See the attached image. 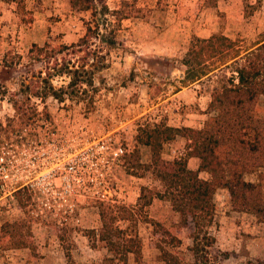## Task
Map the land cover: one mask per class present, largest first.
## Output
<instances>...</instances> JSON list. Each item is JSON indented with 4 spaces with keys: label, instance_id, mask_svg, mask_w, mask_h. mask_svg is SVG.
<instances>
[{
    "label": "rangeland",
    "instance_id": "obj_1",
    "mask_svg": "<svg viewBox=\"0 0 264 264\" xmlns=\"http://www.w3.org/2000/svg\"><path fill=\"white\" fill-rule=\"evenodd\" d=\"M257 1L105 0L109 9L118 10L117 20L72 9L69 0H0V144L14 140L24 128L34 133L41 117L60 120L69 112L78 127L91 131L92 143L109 135L115 145L125 148L118 160L104 167L106 186L91 187L87 195L78 197V221L42 211L27 189L16 191L10 204L5 200L9 198H2L0 264L101 262L106 250L93 232L100 231L104 218L113 228L139 234L144 264H163L160 247L176 254L179 264L198 261L190 250L189 229L180 224L169 201L153 198L149 205H139L146 199L139 200L142 188L162 189V184L149 168L151 148L136 136L141 127L157 123L199 129L215 114L209 107L212 92L232 79L229 62L183 84L181 60L194 37L222 33L255 40L264 30V0ZM246 4L255 5L250 14L245 12ZM89 21L98 22L99 30L85 40ZM34 44L72 45L69 51L74 53L67 59L75 65L87 63L89 73L80 72L78 78H91L93 85L79 84L58 102L50 94H34L37 88L46 91L42 81L48 76L38 72L42 62L29 64ZM11 58L17 63L6 67L4 61ZM51 78L55 87L68 82L67 76ZM254 112L264 123V96L257 99ZM185 144L186 139L177 135L162 145L160 155L166 160L183 156ZM198 165L199 159H188L189 168L196 170ZM258 172L246 173L245 179L256 182ZM199 176L208 179L209 173L201 171ZM101 192L105 200H100ZM213 200L210 233L215 242L199 264H264L263 214L238 208L223 187L215 190ZM122 206L135 208L128 214ZM125 216L130 221L121 219ZM170 235L179 239L174 247ZM127 264H136L132 256Z\"/></svg>",
    "mask_w": 264,
    "mask_h": 264
},
{
    "label": "trees",
    "instance_id": "obj_2",
    "mask_svg": "<svg viewBox=\"0 0 264 264\" xmlns=\"http://www.w3.org/2000/svg\"><path fill=\"white\" fill-rule=\"evenodd\" d=\"M69 3L72 9L90 11L92 16L112 15L118 20V10L109 9L105 0H69ZM254 7L255 5L246 4V10L249 9L245 11L246 14H250ZM98 30V22L93 25L90 21L87 22L84 39L91 40V37L97 36ZM108 41L110 44L113 42L112 39ZM71 46H32L28 55L29 64L42 62L43 66L38 72L48 75L42 81L46 91L40 93L37 88L32 91L34 94H50L62 100L64 94L74 92L79 84L93 85L91 78H78L80 72L89 73L87 63L75 65L70 58L67 59L74 53L69 51ZM4 62L6 67L17 63L13 58ZM181 64L185 66L183 84L192 83L225 64L231 68L233 77L229 84L212 92L209 107L215 114L204 122L202 128L171 127L157 123L139 129L136 139L151 148L149 168L161 182L162 189L142 188L139 200L143 197L146 199L138 204L147 206L153 198L169 201L173 210L178 213L180 224L189 229L192 242L190 250L195 260H198L195 264H199V259L215 242L210 227L214 223L213 196L218 187L228 190L230 199L238 208L259 216L263 214L261 218L264 220V123L254 112L257 99L264 96V30L250 42L222 33L212 34L207 38L194 37ZM57 75L68 77L65 86L53 85L51 77ZM177 135L186 139L184 155L172 160L163 159L160 155L162 145ZM189 158L199 159L196 170L189 168ZM258 170L256 182L245 179L246 173ZM201 171L208 172L209 178H201ZM121 208L132 214L135 207ZM121 219L130 221L126 216ZM114 220L113 217L111 221ZM134 222L137 224L138 221ZM150 222L155 227H162L158 221ZM93 236L97 237L106 250L102 261L94 264H127L130 256L136 264H144L142 242L136 231L128 232L118 226L113 228L104 218L102 228L97 233L93 232ZM177 242L179 239L170 235V246H176ZM160 253L163 264H179L176 254L165 247H160Z\"/></svg>",
    "mask_w": 264,
    "mask_h": 264
},
{
    "label": "built area",
    "instance_id": "obj_3",
    "mask_svg": "<svg viewBox=\"0 0 264 264\" xmlns=\"http://www.w3.org/2000/svg\"><path fill=\"white\" fill-rule=\"evenodd\" d=\"M71 117L69 112L60 120L41 117L34 133L24 128L14 140L0 144V200L9 198L5 200L10 204L16 191L27 189L42 211L79 220L78 197L91 187L106 186L104 167L118 160L125 148L109 135L92 143L91 131L78 127ZM99 196L106 198L103 192Z\"/></svg>",
    "mask_w": 264,
    "mask_h": 264
}]
</instances>
